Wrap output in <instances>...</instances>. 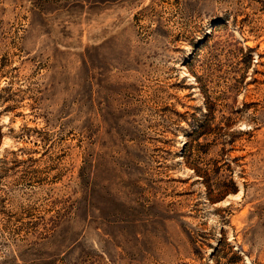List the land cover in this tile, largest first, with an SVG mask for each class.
<instances>
[{
  "label": "rangeland",
  "instance_id": "1",
  "mask_svg": "<svg viewBox=\"0 0 264 264\" xmlns=\"http://www.w3.org/2000/svg\"><path fill=\"white\" fill-rule=\"evenodd\" d=\"M0 264H264V0H0Z\"/></svg>",
  "mask_w": 264,
  "mask_h": 264
}]
</instances>
